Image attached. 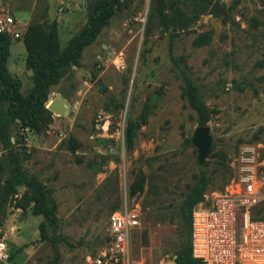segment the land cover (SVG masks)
<instances>
[{"label":"rangeland","instance_id":"1","mask_svg":"<svg viewBox=\"0 0 264 264\" xmlns=\"http://www.w3.org/2000/svg\"><path fill=\"white\" fill-rule=\"evenodd\" d=\"M214 2L225 16L205 13L170 41L168 19L187 15L184 0H122L77 64L50 88L49 115L34 128L9 125L12 150L49 190L59 236L71 244H58V264H89L87 258L103 246L109 215L124 203L141 213L132 237L141 264H172L186 246L176 223L150 218L153 201L176 212L199 173L197 150L188 144L197 123L181 97L183 74L200 86L210 110L213 152L206 158L205 192L229 188L249 166L264 188V68L255 67L264 54V22L258 30L249 25L251 18L264 21V11L259 0H211L209 7ZM4 17L12 18L11 30L21 37L29 24L54 22L63 49L86 24L88 12L74 0H0ZM21 37L11 38L7 68L13 75L23 71L21 94L27 96L33 72L25 65ZM57 94L69 104L66 115L47 108ZM7 110L0 100V115ZM13 161L0 142L2 178ZM139 173L145 177L142 192L131 196L129 186ZM24 190L17 187L7 198L0 222L6 264H52V247L40 241L37 230L42 218L14 208ZM143 232L147 246H140Z\"/></svg>","mask_w":264,"mask_h":264},{"label":"trees","instance_id":"2","mask_svg":"<svg viewBox=\"0 0 264 264\" xmlns=\"http://www.w3.org/2000/svg\"><path fill=\"white\" fill-rule=\"evenodd\" d=\"M164 0H155V3L163 4ZM122 0H86V11L88 19L86 24L71 40L69 44L61 49L58 40L57 27L51 23H32L27 26L21 39L25 49V65L32 72V88L27 96L21 94L22 81L11 74L7 68L9 49L11 46V36L7 33H0V100L8 104V110L0 115V142L4 150L8 151L13 161L11 170L4 178L0 176V190L5 182H9L16 190L17 187H24L20 198L16 200L14 208L23 212L29 210L32 217H41L38 224L40 241L47 242L53 250L52 264H58L59 251L58 244L71 246L65 238L59 236L60 220L57 217L56 203L50 197L47 187L30 175L20 164L18 155L12 150L10 142L9 125L18 120L20 128H34L37 120H42L49 115L46 109L50 88L59 84L75 64H77L82 52L94 43L101 30L107 25L114 9ZM187 15L175 13L168 19L170 25V41L176 37L177 32L186 30L189 24L197 20L201 15L209 10L211 0H184ZM264 11V0H259ZM213 4V3H212ZM211 4V5H212ZM264 21L251 18L250 27L258 30ZM175 64L182 62V58L174 60ZM255 67L264 68V54L262 60L256 62ZM181 74H183L181 70ZM181 97L187 106L193 111L197 127H208L210 120V110L205 104L200 86L188 76L183 74L181 86ZM132 131L128 130L125 141L130 145ZM68 149L70 152L76 150V142L70 138ZM188 144L192 146L190 139ZM213 147L209 154H212ZM207 162L203 167H199L196 182L190 192L173 214L158 208L151 211V219L157 223L168 220L177 224L178 234L186 241V246L181 249L174 259L175 264H201L191 256L190 249V216L192 208L203 199L205 188L208 183L206 174ZM145 177L142 173L135 176L129 186V194L135 195L142 192ZM7 198L0 200V222L4 215V206ZM116 210V209H115ZM113 210V211H115ZM264 210V204L259 207V211ZM261 218L263 215H256ZM147 232L141 235L140 246H147ZM104 244V240L101 245Z\"/></svg>","mask_w":264,"mask_h":264},{"label":"built area","instance_id":"3","mask_svg":"<svg viewBox=\"0 0 264 264\" xmlns=\"http://www.w3.org/2000/svg\"><path fill=\"white\" fill-rule=\"evenodd\" d=\"M12 25V18H0V33L20 38L12 32ZM253 170L243 167L229 188L205 192L192 208L191 256L201 264H264V210L259 211L264 188ZM140 215L139 208L127 203L113 211L107 220L104 244L94 258H87L89 264H141L132 251ZM8 258L6 236L0 230V263L6 264Z\"/></svg>","mask_w":264,"mask_h":264},{"label":"water","instance_id":"4","mask_svg":"<svg viewBox=\"0 0 264 264\" xmlns=\"http://www.w3.org/2000/svg\"><path fill=\"white\" fill-rule=\"evenodd\" d=\"M79 9H82L84 12H86V4L84 0H74ZM208 15H219V16H225L224 9L220 6L219 2H214L209 10ZM47 108L55 113V114H68L69 110V104L67 101L60 95L57 94L54 99H52L48 105ZM16 122H19L16 120ZM69 137V135H67ZM191 144L194 148L197 150V164L199 167H203L205 165L206 158L209 154L210 148L212 147V138L209 134V128L208 127H197L193 135L190 139ZM14 194V187L11 183L5 182L3 188L0 190V200H3L5 198H8ZM23 216L18 217V221H21Z\"/></svg>","mask_w":264,"mask_h":264},{"label":"crops","instance_id":"5","mask_svg":"<svg viewBox=\"0 0 264 264\" xmlns=\"http://www.w3.org/2000/svg\"><path fill=\"white\" fill-rule=\"evenodd\" d=\"M9 53H10V52H9ZM23 66H24V64H23ZM22 72H23V71H18V70H17L16 73H15L16 77L19 78V79H21V74H22Z\"/></svg>","mask_w":264,"mask_h":264}]
</instances>
